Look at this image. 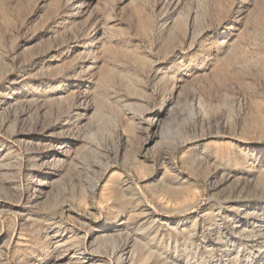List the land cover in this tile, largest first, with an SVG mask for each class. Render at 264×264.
I'll return each instance as SVG.
<instances>
[{"label": "rangeland", "instance_id": "374dc122", "mask_svg": "<svg viewBox=\"0 0 264 264\" xmlns=\"http://www.w3.org/2000/svg\"><path fill=\"white\" fill-rule=\"evenodd\" d=\"M0 264H264V0H0Z\"/></svg>", "mask_w": 264, "mask_h": 264}]
</instances>
